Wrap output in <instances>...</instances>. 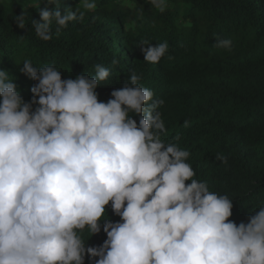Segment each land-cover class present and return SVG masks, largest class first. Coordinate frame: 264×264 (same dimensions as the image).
<instances>
[{"label": "clouds", "instance_id": "1", "mask_svg": "<svg viewBox=\"0 0 264 264\" xmlns=\"http://www.w3.org/2000/svg\"><path fill=\"white\" fill-rule=\"evenodd\" d=\"M149 2L161 12L168 6ZM23 8L14 16L20 29ZM81 8L97 4L79 0L64 14L58 4L54 13L40 10L36 35L49 41L53 24L59 32L77 12L83 17ZM141 44L151 63L169 48ZM216 46L231 50L232 41ZM21 71L38 81L27 102L0 70V264H85L86 257L89 264H264V206L247 223L229 219L232 200L193 179L189 152L160 139L163 101L153 100L135 72L131 86L102 102L96 89L109 77L102 65L95 76L75 79H62L51 65L38 74L27 60ZM109 206L120 220L101 224ZM86 227L91 236L106 234L102 245H86L78 235Z\"/></svg>", "mask_w": 264, "mask_h": 264}, {"label": "trees", "instance_id": "2", "mask_svg": "<svg viewBox=\"0 0 264 264\" xmlns=\"http://www.w3.org/2000/svg\"><path fill=\"white\" fill-rule=\"evenodd\" d=\"M170 1L173 5L161 12L149 0H95L94 11L81 8L83 17L77 12L78 19L59 32L53 24L52 38L44 41L33 25L43 23L40 10L54 13L58 4L64 14L79 0H0V70L7 71L26 102L38 83L21 71L26 60L38 74L54 66L62 79L95 76L102 65L109 71L96 89L102 102L113 98V90L131 86L135 72L153 100L163 101L156 108L164 123L162 142L188 151L185 162L195 172L193 179L227 195L233 202L229 219L247 223L264 206V0ZM23 7L27 22L20 29L14 16ZM223 39L232 41L231 50L216 46ZM141 42H167L169 48L151 63ZM129 115L139 124L138 116ZM108 218L120 220L110 206L100 223ZM78 235L88 246L106 239L103 231L91 236L87 227Z\"/></svg>", "mask_w": 264, "mask_h": 264}, {"label": "rangeland", "instance_id": "3", "mask_svg": "<svg viewBox=\"0 0 264 264\" xmlns=\"http://www.w3.org/2000/svg\"><path fill=\"white\" fill-rule=\"evenodd\" d=\"M147 1H148V0H147ZM120 2H121V1H120ZM126 3H128V1H126ZM167 5H168V6H172L173 4L171 3L170 0H167ZM168 6H167V7H168Z\"/></svg>", "mask_w": 264, "mask_h": 264}]
</instances>
